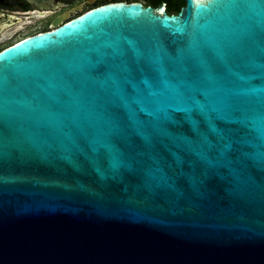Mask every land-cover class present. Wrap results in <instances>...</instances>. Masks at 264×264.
<instances>
[{
    "label": "water",
    "instance_id": "1",
    "mask_svg": "<svg viewBox=\"0 0 264 264\" xmlns=\"http://www.w3.org/2000/svg\"><path fill=\"white\" fill-rule=\"evenodd\" d=\"M53 25L0 50V264H264V0Z\"/></svg>",
    "mask_w": 264,
    "mask_h": 264
},
{
    "label": "flooded vegetation",
    "instance_id": "2",
    "mask_svg": "<svg viewBox=\"0 0 264 264\" xmlns=\"http://www.w3.org/2000/svg\"><path fill=\"white\" fill-rule=\"evenodd\" d=\"M111 2L163 7L168 15L178 14L187 0H0V50L38 32L54 28L86 10Z\"/></svg>",
    "mask_w": 264,
    "mask_h": 264
}]
</instances>
